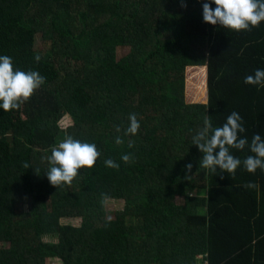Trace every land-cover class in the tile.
I'll return each mask as SVG.
<instances>
[{"label":"trees","instance_id":"1","mask_svg":"<svg viewBox=\"0 0 264 264\" xmlns=\"http://www.w3.org/2000/svg\"><path fill=\"white\" fill-rule=\"evenodd\" d=\"M204 2L0 0V56L46 78L18 110L0 109V264H43L44 239L56 241L60 264H264V171L241 164L221 179L192 142L206 118L221 127L233 111L248 145L264 138V87L244 83L264 69V22L213 26ZM197 66L205 100L186 103L184 71ZM132 113L140 129L125 136ZM64 115L73 124L62 130ZM66 136L101 156L56 188L46 158ZM248 145L231 154L243 161L254 155ZM108 201L123 205L110 219Z\"/></svg>","mask_w":264,"mask_h":264},{"label":"clouds","instance_id":"2","mask_svg":"<svg viewBox=\"0 0 264 264\" xmlns=\"http://www.w3.org/2000/svg\"><path fill=\"white\" fill-rule=\"evenodd\" d=\"M212 3L215 4V9L212 8ZM181 6L187 5L182 3ZM202 8L205 23L220 25L237 32L250 31L264 22V0H210L204 2ZM34 59L39 62L40 56L37 55ZM45 79L37 71L14 70L12 58L7 55L0 56V109L4 112L18 110L44 84ZM244 83L264 87V69H256L254 74L244 78ZM139 129L140 123L136 114H130L124 135L135 136ZM115 130L117 133L121 131L120 127H116ZM245 132L242 117L235 111L227 116L226 122L221 127H213L211 119L206 118L203 128L192 138L193 145H196L203 154L200 166L214 175H220L221 179H223L222 173L225 172L234 176L241 164L248 173L254 174L257 169L264 171V138L258 133L253 134L251 144L248 145L247 138L241 136ZM115 143L121 145L124 140L118 135ZM246 145L254 155H249L241 161L231 154V149L243 150ZM133 146L130 141L128 147ZM100 156L101 153L95 144L84 143L66 136L51 148V155L46 158L50 165L46 173L47 178L56 188L71 186L79 171L94 168ZM133 159L131 154L121 156V160L126 164ZM104 164L108 168L117 170L120 167L111 158L106 159ZM23 167L27 169L30 165L25 162ZM217 168L220 172H217ZM191 169L192 164H187L186 171ZM245 187L254 188L256 185L249 183Z\"/></svg>","mask_w":264,"mask_h":264},{"label":"rangeland","instance_id":"3","mask_svg":"<svg viewBox=\"0 0 264 264\" xmlns=\"http://www.w3.org/2000/svg\"><path fill=\"white\" fill-rule=\"evenodd\" d=\"M40 38L37 36L38 49L40 51H48L50 45L40 43ZM50 52V51H49ZM127 48L119 49L117 51V58L126 54ZM70 64V62H69ZM202 66L186 67L184 80V99L186 103H200L205 100V71ZM138 116L137 119H141ZM73 124L69 115H64L58 122L59 127L64 130ZM175 203L178 201L175 200ZM123 205L119 202H106L105 216L107 219L112 218L115 212L122 211ZM65 223L73 226L77 225L76 221H65ZM42 246L39 249V255L43 260V264H60L56 258V241L54 239H44ZM7 246V245H2ZM198 259V258H197ZM198 261V260H197Z\"/></svg>","mask_w":264,"mask_h":264}]
</instances>
